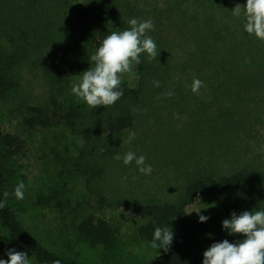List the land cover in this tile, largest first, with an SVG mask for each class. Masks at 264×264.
I'll list each match as a JSON object with an SVG mask.
<instances>
[{"label": "rangeland", "instance_id": "obj_1", "mask_svg": "<svg viewBox=\"0 0 264 264\" xmlns=\"http://www.w3.org/2000/svg\"><path fill=\"white\" fill-rule=\"evenodd\" d=\"M228 1L208 9L202 0H115L130 19L154 24L146 35L157 45L156 59L141 53V64L121 74L123 87L142 91L137 105L120 102L121 111L122 105L125 111L135 110V124L121 135L116 155H144L153 168L144 175L134 161L125 165L122 159L101 156L67 126L32 130L26 123L29 107L50 108L54 98L65 108L75 102L91 109L71 93L82 72H70L61 83L46 60L56 52L69 55L76 43L95 53L104 40L97 29L124 31L117 27L124 16L119 12L115 21L104 0H0V76L7 70L6 80L14 87L0 89V172L8 203L44 246L84 264L150 262L161 251L140 237L144 220L121 202L175 204L199 176L245 168L260 174L264 184V40L248 34L244 16L232 13L247 0ZM194 79L204 85L197 93L191 90ZM168 91L174 95L166 96ZM116 106H105L106 117L115 116ZM129 132L135 138L123 143ZM6 135L14 139L8 148ZM87 162L103 169L102 177L90 184ZM21 181L24 199L18 200L13 193ZM54 192L64 209L57 201L52 206L40 202ZM226 205L221 197L199 196L186 215L224 217ZM88 216L119 228L113 250L93 247L78 233L76 225ZM10 249L26 252L30 264H38L0 221V259L7 261Z\"/></svg>", "mask_w": 264, "mask_h": 264}, {"label": "trees", "instance_id": "obj_2", "mask_svg": "<svg viewBox=\"0 0 264 264\" xmlns=\"http://www.w3.org/2000/svg\"><path fill=\"white\" fill-rule=\"evenodd\" d=\"M104 1L115 21L118 20L119 12L124 16V21L118 23L117 27L129 29V15L117 6L115 0ZM202 3L208 9H215L217 6L228 5L229 1L202 0ZM86 15L90 19L93 18L90 10L86 11ZM97 19L99 20V18ZM97 31H99L102 39L112 32L107 27H99ZM94 54L91 48H84L80 43H76L69 55L56 52L46 60V64L51 74L55 75L61 83H66L70 72L79 70L83 73L89 69L91 66L90 57ZM10 60L13 64L12 60L14 59ZM6 73L7 70L3 71L2 76H0V89L2 88L4 92L14 88L13 81L6 80ZM120 89L123 91V95L116 101L117 113L113 117H106L105 106H98L86 111L85 107L72 102L68 108H65L58 99L54 98L50 108L29 107L30 117L27 118L26 123L32 130L67 126L72 132L82 136L88 146L93 145L95 149L100 151L103 149L101 156H115L119 151L121 135L135 124V110L127 109L125 111L122 105L123 110L121 111L120 102L129 101L137 105L141 100L142 91V89L130 90L122 85H120ZM87 123L90 125L86 128L79 127L85 126ZM107 132L108 135L105 134ZM97 143H101V146L96 145ZM4 144L8 148L14 144V139L10 135H6L4 136ZM88 162L85 175L90 184L93 180L102 177L103 169ZM75 167L78 168V166ZM5 191H7V184L0 172V201L6 199V206L0 209V221L18 243L35 258L38 264H53L57 260L60 261V264H84L53 252L34 237L19 220L16 209L4 197ZM199 196H218L224 199L227 202L224 217H213L204 223L199 222V219L187 217L186 208L192 205ZM52 200L57 201V206H60L61 209L66 207L65 203L59 201L58 192H54L51 199L43 198L40 202L45 206H52ZM120 204L144 220L139 228V235L146 242L151 244L154 230L157 227H169L174 233V239L167 252L158 249L161 254L155 260L141 264H202L203 253L213 243H219L223 240L234 243L243 239L240 235H229L223 229L222 222L229 219L233 212L239 215L247 209L261 210L264 205V184L260 174L245 168L218 177L213 175L199 176L188 185L180 202L175 204H142L130 201H124ZM76 230L93 247L113 250L120 240L119 228L104 218L88 216L76 225Z\"/></svg>", "mask_w": 264, "mask_h": 264}, {"label": "clouds", "instance_id": "obj_3", "mask_svg": "<svg viewBox=\"0 0 264 264\" xmlns=\"http://www.w3.org/2000/svg\"><path fill=\"white\" fill-rule=\"evenodd\" d=\"M232 13L237 17L244 16L246 20L244 30L248 34H254L264 40V0H247L246 5L238 4ZM128 24L129 29L114 31L104 38L95 54L90 57L89 69L78 75L77 81L71 87V93L91 108L112 106L122 97L121 74L130 73L134 66L141 64V53H147L150 60L157 57V45L151 36L146 35L149 30H154L152 21L131 18ZM153 85L160 87V82L153 81ZM203 86V81L194 79L191 90L197 93ZM165 95L171 97L174 93L168 91ZM105 134L108 135V132ZM134 138L135 133L129 132L128 140L123 143H130ZM113 158L122 159L125 165L134 161L139 172L144 175H150L153 171L152 166L146 164V157L137 156L133 151ZM24 189L25 185L22 181L15 186L13 195L16 199H24ZM3 195L7 198L9 193L5 191ZM5 206L6 199L0 201V209ZM208 219L209 217L199 215L201 223ZM222 226L229 235H240L243 239L234 243L228 240L213 243L203 253L202 264H264V211H244L239 215L233 212L229 219L222 222ZM173 239L174 233L169 227H157L150 246L167 252ZM6 255L8 260L0 259V264H30L26 252L10 249ZM53 264H60V261H54Z\"/></svg>", "mask_w": 264, "mask_h": 264}]
</instances>
